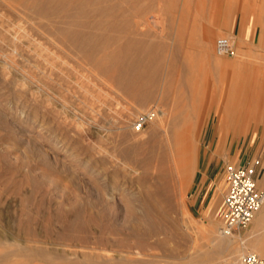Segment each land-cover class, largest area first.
<instances>
[{"label": "rangeland", "instance_id": "374dc122", "mask_svg": "<svg viewBox=\"0 0 264 264\" xmlns=\"http://www.w3.org/2000/svg\"><path fill=\"white\" fill-rule=\"evenodd\" d=\"M241 14L243 43L229 34ZM259 14L264 0H0V264H244L259 253L235 233L209 254L226 164L264 166ZM221 36L234 54L217 53ZM130 42L148 63L149 99L118 82ZM160 108L176 115L172 130H191L189 174L165 147L174 134L153 137L151 118L135 127Z\"/></svg>", "mask_w": 264, "mask_h": 264}, {"label": "built area", "instance_id": "2783aa9c", "mask_svg": "<svg viewBox=\"0 0 264 264\" xmlns=\"http://www.w3.org/2000/svg\"><path fill=\"white\" fill-rule=\"evenodd\" d=\"M216 51L218 54H234L233 37H219L216 40ZM149 118L151 114L143 113L135 122L136 129H141ZM261 165V156L245 164H226L225 192L221 210L222 229L226 234H241L249 227L255 214L263 205L264 190L257 184V172ZM242 261L244 264H264V257L259 253L249 252L243 256Z\"/></svg>", "mask_w": 264, "mask_h": 264}, {"label": "bare ground", "instance_id": "6f19581e", "mask_svg": "<svg viewBox=\"0 0 264 264\" xmlns=\"http://www.w3.org/2000/svg\"><path fill=\"white\" fill-rule=\"evenodd\" d=\"M44 2V1H43ZM42 2V3H43ZM42 12V11H41ZM102 24V23H101ZM101 26V25H100ZM111 36V35H110ZM211 39L212 37H206L204 41H202V47H203V50H204V55L205 57H207L208 59H210V56H211ZM107 45V44H106ZM99 46V45H98ZM84 49V47H82ZM91 49V48H89ZM105 50V49H103ZM81 51V50H80ZM125 51V54L128 55V59L127 60H122L120 62V67H119V70H120V75H118V82L121 86L125 87V88H133V89H136L138 90L139 92V97L143 100V99H149L151 96H152V91L150 90V88L148 86H150L152 84V82L150 83V85L148 83H146L145 81H142V78H141V75L139 74V70L142 68L143 64H145L146 62H144L143 58L141 57H138L136 55V52L134 50V45H133V42H130V44L128 46H126V48L124 49ZM100 54V53H99ZM99 57V56H98ZM216 59L215 62H219V59L218 58H214ZM121 60V59H120ZM148 64V63H146ZM217 65H219L218 63H215ZM221 64V63H220ZM222 66V65H221ZM228 67V66H227ZM157 67L156 66H152V70H156ZM257 70H258V73L264 77V60H259L258 63H257ZM256 70V71H257ZM93 71V70H92ZM259 76V75H258ZM146 79V78H144ZM147 80V79H146ZM116 81V80H115ZM135 90V91H136ZM133 91V90H132ZM136 97V96H134ZM245 109V108H244ZM154 111V114H152V112ZM250 112V111H249ZM147 113L151 114V119L154 121L155 123V128H154V132H153V137H158L160 136L161 134V129H164L166 131V134H169V133H172L174 134V138H167L168 139V144L166 147V149H168V151H172L174 152V157L176 160H177V163H178V167L183 169L184 172H186V174H189V172L191 171V166H192V159H189L190 157V151L192 150V145H189L187 144V141L189 140L190 137H187L190 133H191V130H188L187 127H185L186 129H175V130H172V127H168L170 122L172 121V119L176 120V115H172L170 114V112L168 110H165L163 108H160V109H156V110H150V111H147ZM254 116V115H253ZM245 118V117H244ZM224 116L222 117L221 119V122L223 124V121H224ZM227 121V120H226ZM177 122L174 121V125H177L176 124ZM172 124V123H171ZM182 124V123H181ZM173 126V125H172ZM179 126V125H178ZM182 126V125H181ZM193 126V125H192ZM180 127V126H179ZM192 129V128H191ZM163 131V130H162ZM241 131V130H240ZM195 133V132H194ZM165 135V133H164ZM161 137V136H160ZM192 140V139H191ZM166 143V142H165ZM163 149V148H162ZM161 149V150H162ZM153 150V149H152ZM153 152V151H152ZM151 152V153H152ZM167 155V154H166ZM163 156V155H162ZM181 157V158H180ZM159 161V160H158ZM162 163V162H161ZM122 193V192H121ZM106 195V194H105ZM144 200V199H143ZM105 201V200H104ZM146 205H149V204H146ZM264 207V203L263 205L261 206L260 209H262ZM139 208V207H138ZM259 209V210H260ZM256 215V214H255ZM151 218V217H150ZM141 219V218H140ZM256 219V217H255ZM138 220V219H137ZM75 222V221H74ZM139 226V225H138ZM212 234V233H211ZM234 235V234H232ZM232 235L231 234H226L223 229L222 231H219L218 233L215 232L213 234V243L215 244V249H211L209 251V254H220V248L221 246H223L224 244L226 243H229V242H233L234 240H232ZM226 236L229 237L230 241L227 240ZM260 238V236H259ZM248 244L245 245V247L247 246ZM33 247V246H32ZM218 247V248H217ZM46 248V247H45ZM213 248V247H211ZM231 248V247H230ZM233 248V247H232ZM34 249V247H33ZM223 249V248H222ZM241 249V247L239 248H233V252L232 253H237L238 254V251ZM225 251V249H224ZM222 252V251H221ZM243 252V251H242ZM235 253V255H236ZM213 254V255H214ZM43 255V254H42ZM7 256V255H6ZM217 256V255H216ZM223 256V255H222ZM221 256V258H222ZM5 257V256H4ZM213 257V256H212ZM224 257V256H223ZM8 258V257H6ZM167 258V257H166ZM205 258V257H204ZM211 258V257H210ZM130 259V258H129ZM197 258L196 256H194L193 258H191L192 261H196ZM235 259V258H234ZM237 259V257H236ZM235 259V260H236ZM146 260V259H145ZM147 260H151L150 258L147 259ZM146 260V262H147ZM167 260V259H166ZM203 260V259H201ZM124 261V260H123ZM126 261H130V260H126ZM155 261V260H154ZM169 261V260H168ZM175 262V264H180L178 263L177 261L175 260H172ZM198 261V260H197ZM240 261V259H239ZM238 261V262H239ZM134 262L136 261H133L132 264H134ZM139 262V261H138ZM136 262V263H138ZM153 262V260H152ZM171 262V261H170ZM140 263V262H139ZM168 263V262H167ZM173 263V262H172ZM237 263V262H236ZM95 264V263H94ZM97 264V263H96ZM99 264V263H98ZM107 264V263H106ZM112 264V263H110ZM115 264V263H114ZM119 264V262H118ZM126 264V262H125ZM130 264V263H128ZM159 264V262H158ZM239 264V263H238Z\"/></svg>", "mask_w": 264, "mask_h": 264}, {"label": "crops", "instance_id": "0c3cea01", "mask_svg": "<svg viewBox=\"0 0 264 264\" xmlns=\"http://www.w3.org/2000/svg\"><path fill=\"white\" fill-rule=\"evenodd\" d=\"M235 22L236 24L233 25L229 34L234 35L240 43L252 39V32L248 36L247 17L241 14L235 18ZM253 23L254 25L256 24L255 36L258 34V50L264 51V17L262 18L260 14L255 15ZM254 40H256L255 37L253 38ZM238 163H241V161ZM257 184L260 189L264 190V166L262 165L258 168ZM242 235L245 236L249 249L257 250L264 257V207L257 211L251 224L242 232Z\"/></svg>", "mask_w": 264, "mask_h": 264}]
</instances>
